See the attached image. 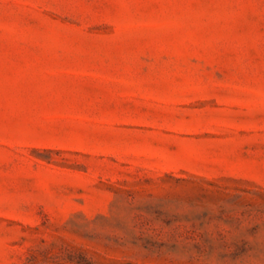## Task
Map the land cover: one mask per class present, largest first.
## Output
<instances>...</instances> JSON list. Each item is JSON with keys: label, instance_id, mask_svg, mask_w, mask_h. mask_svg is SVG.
<instances>
[{"label": "rangeland", "instance_id": "1", "mask_svg": "<svg viewBox=\"0 0 264 264\" xmlns=\"http://www.w3.org/2000/svg\"><path fill=\"white\" fill-rule=\"evenodd\" d=\"M0 264H264V0H0Z\"/></svg>", "mask_w": 264, "mask_h": 264}]
</instances>
